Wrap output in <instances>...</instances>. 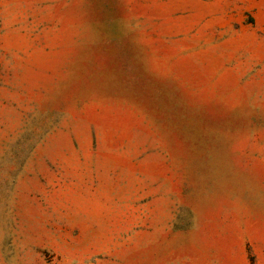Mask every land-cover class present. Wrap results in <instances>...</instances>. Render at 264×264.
<instances>
[{
    "label": "rangeland",
    "instance_id": "obj_1",
    "mask_svg": "<svg viewBox=\"0 0 264 264\" xmlns=\"http://www.w3.org/2000/svg\"><path fill=\"white\" fill-rule=\"evenodd\" d=\"M0 264H264V0H0Z\"/></svg>",
    "mask_w": 264,
    "mask_h": 264
}]
</instances>
